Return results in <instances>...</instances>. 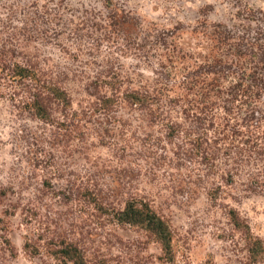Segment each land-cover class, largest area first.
I'll list each match as a JSON object with an SVG mask.
<instances>
[{
	"label": "rangeland",
	"instance_id": "obj_1",
	"mask_svg": "<svg viewBox=\"0 0 264 264\" xmlns=\"http://www.w3.org/2000/svg\"><path fill=\"white\" fill-rule=\"evenodd\" d=\"M226 29H264V0H0V55L36 62L76 113L52 105L54 122L39 119L0 71V264H61V243L86 264H160L154 237L115 219L131 198L168 225L173 264H264L246 246H264V122L252 151L220 141L212 162L166 131L178 109L154 120L95 99L115 87L181 97L188 72L233 51Z\"/></svg>",
	"mask_w": 264,
	"mask_h": 264
},
{
	"label": "trees",
	"instance_id": "obj_2",
	"mask_svg": "<svg viewBox=\"0 0 264 264\" xmlns=\"http://www.w3.org/2000/svg\"><path fill=\"white\" fill-rule=\"evenodd\" d=\"M227 36L236 42L228 58L206 60L203 66L198 65L192 73L188 72L184 83L190 78L196 89L185 85L180 88L179 98L165 96L163 91L167 89L164 88L121 91L115 87L109 94L96 95L95 99L102 110L125 103L132 111L143 110L154 120L171 121L178 109L183 123H172L166 131L169 135L176 133L178 139L193 138L195 144L202 142L210 152L212 162L216 159L212 149L219 150L220 141H228L231 149L247 145V150L252 151V146L257 147L259 123L264 122V29L241 35H233L226 29L225 38ZM23 60L0 55V71H6L8 82L23 91L22 102L36 117L45 121L54 122L52 105L64 112V120L69 116L72 118L76 113L67 111L71 107L67 91L36 62L29 58ZM228 78L231 79L229 84L223 85L221 80ZM90 96L95 95L90 93ZM227 214L235 227L243 231L247 229L235 210L230 209ZM115 219L119 224L138 226L147 231L160 245V264H173L171 231L149 203L131 198L116 213ZM61 245L56 251L61 264H86L76 246ZM246 246L249 257L255 261L256 256L264 251L257 238L246 239Z\"/></svg>",
	"mask_w": 264,
	"mask_h": 264
}]
</instances>
